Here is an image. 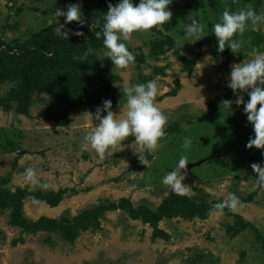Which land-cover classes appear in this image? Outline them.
<instances>
[{"label": "rangeland", "instance_id": "1", "mask_svg": "<svg viewBox=\"0 0 264 264\" xmlns=\"http://www.w3.org/2000/svg\"><path fill=\"white\" fill-rule=\"evenodd\" d=\"M116 3L0 0V72L11 65L0 79V264H264V188L256 186L251 167L264 166V149L246 146L253 125L228 87L234 63L264 52V23L235 37L243 45L239 54L218 51L211 32L226 7L261 12L264 0H173L171 22L132 35L135 62L124 70L104 57L103 36L95 37ZM71 4L81 5L88 23L73 21L64 30L85 36L49 34L65 21L55 10ZM191 16L202 18L209 33L195 43L184 38ZM97 20L100 26L91 28ZM98 64L111 87L83 79ZM45 79L55 88H39ZM150 80L158 82L155 103L169 120L157 148L137 153L129 137L103 159L84 150L96 125L90 113L110 99L112 111L123 116L121 88ZM226 99L232 108L222 107ZM182 155L190 160L182 169L190 194H175L173 205L162 179ZM27 167L50 187L26 183ZM231 193L242 206L221 213L215 204ZM160 206L169 214L161 216Z\"/></svg>", "mask_w": 264, "mask_h": 264}, {"label": "clouds", "instance_id": "2", "mask_svg": "<svg viewBox=\"0 0 264 264\" xmlns=\"http://www.w3.org/2000/svg\"><path fill=\"white\" fill-rule=\"evenodd\" d=\"M173 0H118L115 5L109 4L104 14L102 32H95V37L103 36V45L106 49L104 57H109L114 66L124 70L135 62V54L130 50L128 44L136 32H148L154 28H161L171 22L173 16L169 5ZM56 17H65L64 23H60L54 29L58 37L69 39V31L76 36H85L79 30L65 31V27L73 22L83 26L87 24L80 4H71L65 11L62 8L55 10ZM202 18L191 16L190 22L184 26L185 41L195 43L205 35L206 25L201 22ZM264 23V11L257 10L248 5L239 10L233 11L225 8L218 22L212 23V30L217 37L218 51L223 52L230 48L233 53L239 54L243 51L242 42L235 37L242 36L249 26L255 30L259 24ZM100 26V21H95L91 28ZM91 50H89L90 52ZM88 52H85V56ZM75 59L82 61L80 57ZM228 87L237 94L236 105H244V112L247 114L248 122L253 125L255 136L251 137L246 145L248 148L255 146L257 149H264V52L257 51V54L250 60L241 63H234L228 80ZM123 97L127 100V111L123 116H117L112 111V101L105 99L102 107L97 106L95 113H90V119L96 121L95 127L84 137L82 148L95 150L101 159L106 155H112L113 149L123 143L127 138L134 137L135 144L139 151H153L159 142L165 137V128L169 124L168 117L155 103L159 94V85L156 80L135 85H125L121 88ZM240 93H247L250 97L245 101ZM233 101L223 100L222 107L232 108ZM259 105V107H258ZM106 111L107 115H102ZM192 140L184 137L182 147L185 150L191 148ZM122 150V149H121ZM189 157L182 155L176 165L163 177L162 183L168 186L173 193L179 196L190 194V186L184 183ZM142 162V161H141ZM146 164V162H142ZM258 174L256 186L264 188V166L260 163L251 165ZM26 183L38 185L41 189L47 190L50 185L42 182L37 176L34 167H27L23 174ZM212 197L219 199L215 191L209 193ZM242 206V201L235 194L215 204L220 210L227 208L235 211Z\"/></svg>", "mask_w": 264, "mask_h": 264}, {"label": "trees", "instance_id": "3", "mask_svg": "<svg viewBox=\"0 0 264 264\" xmlns=\"http://www.w3.org/2000/svg\"><path fill=\"white\" fill-rule=\"evenodd\" d=\"M54 30H51L49 32V34L53 33ZM11 60V59H10ZM8 60L9 63H12V60L10 61ZM4 61V59H3ZM11 66V65H10ZM10 66L8 68L5 69V71L3 72V74L0 72V79H4L6 77V75L8 74V70L10 69ZM83 79L85 80V82L87 84H89L92 87H95L97 84L99 85H106L107 87H111V78L108 77L107 75H105L104 73H100V64H98L97 68H94L93 65H90L84 72H83ZM50 80H43L40 83L39 88L43 89L45 88L47 85L51 88H55V86H53V84L51 85V82H49ZM47 84V85H46ZM49 118L53 119V120H58V116L57 115H51V114H47ZM60 195V194H58ZM15 196V195H14ZM175 193H172L171 195V201L172 204H175V199H174ZM170 202V200H169ZM169 202L167 203L168 206ZM168 209L169 207H164V206H160L159 208V213H161V216H164L168 213ZM177 213H179V209L176 210ZM174 212H171V214H173ZM170 214V215H171Z\"/></svg>", "mask_w": 264, "mask_h": 264}, {"label": "water", "instance_id": "4", "mask_svg": "<svg viewBox=\"0 0 264 264\" xmlns=\"http://www.w3.org/2000/svg\"><path fill=\"white\" fill-rule=\"evenodd\" d=\"M20 153H21V152H20ZM188 168H189V166L186 167V169H188ZM183 171H184V170H183Z\"/></svg>", "mask_w": 264, "mask_h": 264}]
</instances>
